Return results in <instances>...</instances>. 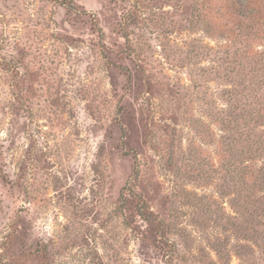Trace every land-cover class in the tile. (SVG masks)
<instances>
[{
    "label": "rangeland",
    "instance_id": "obj_1",
    "mask_svg": "<svg viewBox=\"0 0 264 264\" xmlns=\"http://www.w3.org/2000/svg\"><path fill=\"white\" fill-rule=\"evenodd\" d=\"M0 264H264V0H0Z\"/></svg>",
    "mask_w": 264,
    "mask_h": 264
}]
</instances>
